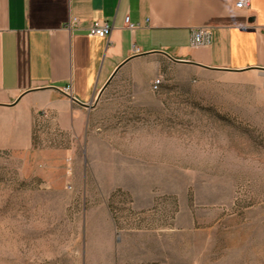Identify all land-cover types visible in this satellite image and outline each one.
I'll list each match as a JSON object with an SVG mask.
<instances>
[{"label": "rangeland", "instance_id": "1", "mask_svg": "<svg viewBox=\"0 0 264 264\" xmlns=\"http://www.w3.org/2000/svg\"><path fill=\"white\" fill-rule=\"evenodd\" d=\"M90 113L0 150V264H264V71L143 57Z\"/></svg>", "mask_w": 264, "mask_h": 264}, {"label": "crops", "instance_id": "2", "mask_svg": "<svg viewBox=\"0 0 264 264\" xmlns=\"http://www.w3.org/2000/svg\"><path fill=\"white\" fill-rule=\"evenodd\" d=\"M238 1L0 0V150H30L43 112L78 132L118 73L143 57L168 55L208 71H264V0H249L248 9ZM72 18L79 28L67 27ZM96 21L113 26L108 38L88 36ZM199 28L210 32L211 44L194 48Z\"/></svg>", "mask_w": 264, "mask_h": 264}, {"label": "built area", "instance_id": "3", "mask_svg": "<svg viewBox=\"0 0 264 264\" xmlns=\"http://www.w3.org/2000/svg\"><path fill=\"white\" fill-rule=\"evenodd\" d=\"M236 7L238 9H248L250 7V1L239 0L236 4ZM126 24L130 29H136L138 27V25L130 23L129 17L126 18ZM79 26H80V20L78 18H72L67 25L69 29H76L79 28ZM112 30H113V26L108 21H96L88 27L87 34L90 37H98V38L106 39L111 35ZM210 44H211V34L207 29L199 28L192 31V37H191L192 47L200 48V47L208 46ZM162 84L163 81L160 78L153 81L151 86L152 92L154 93L158 92ZM64 93L70 94V88H65ZM41 115L44 117H49L47 112H43Z\"/></svg>", "mask_w": 264, "mask_h": 264}, {"label": "water", "instance_id": "4", "mask_svg": "<svg viewBox=\"0 0 264 264\" xmlns=\"http://www.w3.org/2000/svg\"><path fill=\"white\" fill-rule=\"evenodd\" d=\"M166 55V54H165ZM170 60H172V61H174V62H180V63H189L188 61H178V60H176V59H173V58H171V57H169L168 55H166ZM108 86V85H107ZM106 86V87H107ZM105 87V88H106ZM74 100V99H73ZM75 102H77V103H79L78 101H76V100H74ZM79 104H81V103H79ZM81 105H83V106H85V107H87V108H89L90 107V105H86V104H81Z\"/></svg>", "mask_w": 264, "mask_h": 264}]
</instances>
